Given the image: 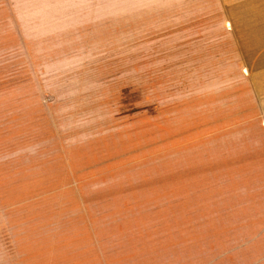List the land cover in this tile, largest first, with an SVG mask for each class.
Wrapping results in <instances>:
<instances>
[{"label": "rangeland", "instance_id": "374dc122", "mask_svg": "<svg viewBox=\"0 0 264 264\" xmlns=\"http://www.w3.org/2000/svg\"><path fill=\"white\" fill-rule=\"evenodd\" d=\"M2 2L0 264L252 262L264 0Z\"/></svg>", "mask_w": 264, "mask_h": 264}, {"label": "crops", "instance_id": "0c3cea01", "mask_svg": "<svg viewBox=\"0 0 264 264\" xmlns=\"http://www.w3.org/2000/svg\"><path fill=\"white\" fill-rule=\"evenodd\" d=\"M3 0H0V4H2ZM257 90V89H254ZM254 100V106L256 108V110L258 111V117L261 118V124L262 127H264V94L263 93H255V98H253ZM257 117V118H258ZM263 232V231H262ZM256 251H259L258 254H260V256H262V252L264 251V243L261 244H256V247L254 248ZM258 254H255V258L252 260V262H250L251 260L249 259H243L240 261V264H264V258L260 257L258 258ZM230 264V263H228Z\"/></svg>", "mask_w": 264, "mask_h": 264}]
</instances>
